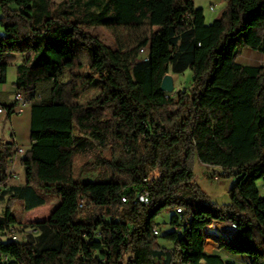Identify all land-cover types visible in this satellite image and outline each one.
Instances as JSON below:
<instances>
[{
  "label": "trees",
  "instance_id": "trees-1",
  "mask_svg": "<svg viewBox=\"0 0 264 264\" xmlns=\"http://www.w3.org/2000/svg\"><path fill=\"white\" fill-rule=\"evenodd\" d=\"M221 1L206 24L193 0H0V84L22 55L12 86L31 116L21 187L5 185L18 147L0 139V233L22 224L14 204L59 200L20 241H0V264H234L204 254L203 229L225 220L234 236L219 248L264 264V66L236 63L242 49L264 55V0ZM98 27L132 41L108 47L88 31ZM187 70L189 90L160 91ZM75 157L106 164L107 179L75 181ZM195 162L234 181L228 203L198 186ZM164 211L173 230L156 236Z\"/></svg>",
  "mask_w": 264,
  "mask_h": 264
},
{
  "label": "rangeland",
  "instance_id": "rangeland-1",
  "mask_svg": "<svg viewBox=\"0 0 264 264\" xmlns=\"http://www.w3.org/2000/svg\"><path fill=\"white\" fill-rule=\"evenodd\" d=\"M53 1L60 2L62 0H53ZM193 3L196 8H200L203 10L204 19L206 23H211L214 19L219 18L225 7V2L221 0H193ZM210 8H213V11H210ZM88 31L93 36L98 38L99 41L102 42L104 45L112 48H115L118 45L126 47L132 41V33L119 29L107 30L98 27V28H89ZM145 51L140 56V58H143V55H145ZM246 52L247 49H242L237 60L243 58L244 56H245L244 59L246 60V55H245ZM262 57L264 58V55H262ZM237 60L236 63L238 64ZM171 76L173 78V86H174V91L171 93L172 95H174L175 92L178 90L190 89L192 76L189 70L185 71L182 74H175ZM98 89L99 86L96 81L94 82L92 87H90V89L83 95L82 100H87L89 97L96 94ZM108 158H109V152L106 151L104 153L103 159H108ZM85 163L86 160L81 157L74 158L72 171H73V178L75 181L103 182L107 179L109 174V169L106 164H100L98 166H88L85 165ZM193 172L196 183L207 194V196L210 198L212 202L217 203L219 205L228 203L229 200L228 190L230 189V187L233 185L234 182L232 179H221L219 176L220 175L219 169L208 168L198 164L197 162L194 163ZM214 177H217V180H215ZM261 186L262 183L259 181L257 183V187L261 188ZM58 203L59 200L56 196H45L44 204L41 207L31 211L23 210L21 204L19 203L14 204L12 208V213L17 218L18 222L22 223L20 226L19 224L14 226V229L16 230L17 234L19 236L21 235V233H23V235L29 234L30 232L29 229H25V231L21 233L19 232L24 230L23 224L46 218L51 213V211L57 206ZM1 205L2 203H0V206ZM171 215L172 212L164 211L155 220L156 224L158 225V229L162 230L164 233L168 232L172 227L169 223ZM25 219H29V220H25ZM161 223H164V225ZM212 224H214V222H212L210 225ZM212 229H214V226L212 227ZM4 237H5L4 241L9 239L7 235H5ZM159 242L164 247H170L168 241H165L162 238H159Z\"/></svg>",
  "mask_w": 264,
  "mask_h": 264
},
{
  "label": "crops",
  "instance_id": "crops-1",
  "mask_svg": "<svg viewBox=\"0 0 264 264\" xmlns=\"http://www.w3.org/2000/svg\"><path fill=\"white\" fill-rule=\"evenodd\" d=\"M248 50L249 49H247V52L245 53L246 60L244 59V56L243 58L237 60L238 64L242 66H264V58L262 57V55L252 50H249L248 52ZM23 59L24 57L22 55L14 56V60L9 64L6 70V82L4 84H0V107L3 110V113L0 114V139L2 141H13L16 146L18 148H21L25 153L29 150L31 145L30 105L24 100L22 103L19 104L14 102L13 97L15 95V90L12 86L16 78L15 67L21 64ZM4 105H15L16 107L12 109L11 114H8V112L2 107ZM21 156L22 155L16 154L9 164V177L5 183L7 187H21L24 184V170L20 165ZM3 206L4 203L2 202V205L0 206V212L3 209ZM213 222L214 224L207 226L203 229V234H205V229H212V227L214 226V229L211 230V232L213 233H208L207 237L204 238V254L218 256L224 261V263L247 264L248 260L246 258L229 255L228 253L219 248V238L224 241H231L234 236L235 230L232 228L231 223L226 220ZM161 224L164 225V223ZM172 230L173 228L171 227L168 232H171ZM159 233L161 235L165 234L160 229ZM4 238V235L0 233V241H4ZM170 245L171 244L169 243V246ZM154 264L164 263L162 260H156Z\"/></svg>",
  "mask_w": 264,
  "mask_h": 264
},
{
  "label": "built area",
  "instance_id": "built-area-1",
  "mask_svg": "<svg viewBox=\"0 0 264 264\" xmlns=\"http://www.w3.org/2000/svg\"><path fill=\"white\" fill-rule=\"evenodd\" d=\"M210 11H213V8H210ZM143 53H144V50H141L140 54H143ZM13 99H14V102L18 103V104L23 102L22 96L18 93H15ZM1 113H3V110L0 107V114ZM23 153L24 152L21 148L17 149V155H23ZM214 179L217 180V177H214ZM137 200H138V202H141V203H147V198L144 194L138 195ZM121 201H122V203L126 202L125 198H122ZM78 204H79V206H81L82 201H79ZM176 213H178V214L181 213V209L180 208L176 209ZM231 226L233 229H235V226L233 224H231ZM5 235L8 236V238H9L8 240L16 241V242L20 241V236L17 234L16 230L12 227L9 229V231L6 234H4V236ZM154 235H156V236L159 235V230H155Z\"/></svg>",
  "mask_w": 264,
  "mask_h": 264
},
{
  "label": "water",
  "instance_id": "water-1",
  "mask_svg": "<svg viewBox=\"0 0 264 264\" xmlns=\"http://www.w3.org/2000/svg\"><path fill=\"white\" fill-rule=\"evenodd\" d=\"M160 91L171 94L174 91V86H173V78L171 75L165 76L160 84ZM204 238L207 237V234H203ZM222 239L219 238L218 241H221Z\"/></svg>",
  "mask_w": 264,
  "mask_h": 264
},
{
  "label": "bare ground",
  "instance_id": "bare-ground-1",
  "mask_svg": "<svg viewBox=\"0 0 264 264\" xmlns=\"http://www.w3.org/2000/svg\"><path fill=\"white\" fill-rule=\"evenodd\" d=\"M211 230H212V229H210V228H207V229H206V233H207V234H208V233H210V232H211ZM211 233H213V232H211Z\"/></svg>",
  "mask_w": 264,
  "mask_h": 264
}]
</instances>
